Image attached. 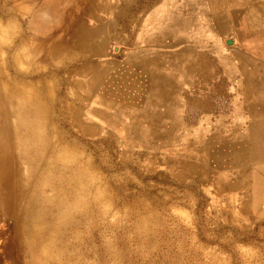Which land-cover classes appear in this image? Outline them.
<instances>
[{
	"label": "rangeland",
	"instance_id": "1",
	"mask_svg": "<svg viewBox=\"0 0 264 264\" xmlns=\"http://www.w3.org/2000/svg\"><path fill=\"white\" fill-rule=\"evenodd\" d=\"M56 13L58 28L87 34L98 52L51 73L39 58L23 57L17 68L34 80V67L45 66L44 77L55 82L52 125L88 167L44 188L37 250L7 239L19 225L13 213L0 219V264H264V219L242 210L243 195L228 184L234 173L225 149L211 141L216 132L184 131L178 115L137 114L129 84L130 0H59ZM27 16L0 0V24L10 29L3 45L10 71L12 56L32 36ZM223 44L240 42L231 34ZM107 47L105 57H93ZM111 59L115 65H95ZM77 70L91 81L77 78ZM74 80L86 85L79 89ZM105 81L111 84L102 94ZM69 105L77 109L72 115Z\"/></svg>",
	"mask_w": 264,
	"mask_h": 264
},
{
	"label": "crops",
	"instance_id": "2",
	"mask_svg": "<svg viewBox=\"0 0 264 264\" xmlns=\"http://www.w3.org/2000/svg\"><path fill=\"white\" fill-rule=\"evenodd\" d=\"M130 17L137 114L178 115L184 131L216 132L211 141L225 149L242 210L264 219V0H130ZM231 34L239 46H224ZM110 84L99 83L102 94Z\"/></svg>",
	"mask_w": 264,
	"mask_h": 264
},
{
	"label": "bare ground",
	"instance_id": "3",
	"mask_svg": "<svg viewBox=\"0 0 264 264\" xmlns=\"http://www.w3.org/2000/svg\"><path fill=\"white\" fill-rule=\"evenodd\" d=\"M11 1L19 13L28 14L25 20L32 36H25L28 48L12 56L15 70L10 71L3 47L10 29L0 24V219L13 213L19 223L17 233H7L6 237L25 241L32 251L36 249L37 226L43 220L40 202L44 188L51 180L68 181L72 177L69 173H85L88 166L81 160L82 153L68 145L52 125L55 82L52 77H44L45 66L34 67L32 73L37 75L34 80H25L18 68L23 57L29 62L39 58L40 63H48L47 71L51 73L60 67L67 69L72 61L98 51L86 38L87 34L79 30L70 36L69 26L57 27L59 0H23V7L19 0ZM42 15L47 17L42 20ZM73 49L86 54L72 56L69 52ZM97 71L98 77L104 75L101 69ZM67 79V84H71V79ZM85 85L83 81L78 88ZM68 108L70 115L77 110L72 105Z\"/></svg>",
	"mask_w": 264,
	"mask_h": 264
},
{
	"label": "water",
	"instance_id": "4",
	"mask_svg": "<svg viewBox=\"0 0 264 264\" xmlns=\"http://www.w3.org/2000/svg\"><path fill=\"white\" fill-rule=\"evenodd\" d=\"M233 43V41L231 40V39H229V40H227V44H232Z\"/></svg>",
	"mask_w": 264,
	"mask_h": 264
}]
</instances>
